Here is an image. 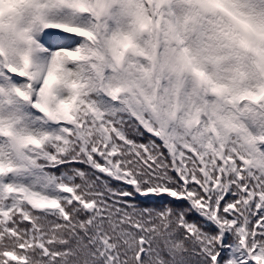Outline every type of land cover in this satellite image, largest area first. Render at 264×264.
I'll return each mask as SVG.
<instances>
[{
    "label": "snow or ice",
    "instance_id": "snow-or-ice-1",
    "mask_svg": "<svg viewBox=\"0 0 264 264\" xmlns=\"http://www.w3.org/2000/svg\"><path fill=\"white\" fill-rule=\"evenodd\" d=\"M0 264H264V0H0Z\"/></svg>",
    "mask_w": 264,
    "mask_h": 264
}]
</instances>
